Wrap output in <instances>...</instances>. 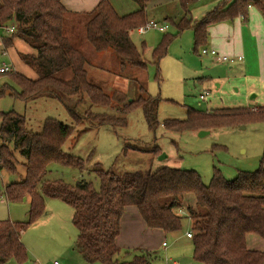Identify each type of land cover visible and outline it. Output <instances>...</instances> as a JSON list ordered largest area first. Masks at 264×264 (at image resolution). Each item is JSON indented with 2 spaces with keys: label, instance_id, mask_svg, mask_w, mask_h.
I'll return each mask as SVG.
<instances>
[{
  "label": "trees",
  "instance_id": "16d2710c",
  "mask_svg": "<svg viewBox=\"0 0 264 264\" xmlns=\"http://www.w3.org/2000/svg\"><path fill=\"white\" fill-rule=\"evenodd\" d=\"M137 9L119 14L111 0H100L79 23L85 28L86 42L98 53L113 52L124 73L134 69L146 76L148 64L136 46L130 32L147 21L148 0H133ZM197 0H180L184 16L176 23L178 32L191 27L195 47L205 46L209 27L215 23L246 16L251 4L264 15V0H224L199 20L189 15V6ZM62 0H0V29L14 26L9 35H3L6 46H12L19 37L32 48L21 54L36 73L30 78L19 71L10 72L18 89L4 86L0 96L8 89L10 95L25 102L50 96L64 101L76 96L77 103L84 95L92 104L119 106L120 114L98 113L91 109L81 114L74 106L66 108L74 120L68 125L57 118L47 117L41 131L27 127L26 116L16 110L1 111L0 123V175L2 171L17 173V150L26 158L25 174L18 181L1 186L0 197L9 202H30L29 220H0V264L11 258L23 262L28 258L22 233L44 210L46 198H59L73 208L72 221L78 230L76 248L85 261L102 264H157L154 257L143 250L132 259L120 260L121 250L117 238L126 209L135 206L150 229L165 234L182 231L184 219L191 221L194 258L203 264H264V251L252 248L251 234L264 237V154L260 166L254 171H240L229 180L215 168L209 183L194 169L164 166L155 171L137 169L127 175L105 170L97 163L93 169L96 185L83 175L73 182L62 178L47 179L52 163L86 170V160L65 151L64 144L73 135L76 126L87 119L91 124L126 125L123 113L142 106L148 127L154 133L162 125L167 130H211L224 125L246 121H264V105L256 109L248 106L216 107L199 110L188 107L183 119H158V98L148 93L139 81V94L129 99L122 89L106 90L90 77L92 61L77 43L75 34L67 32L69 18ZM69 22V23H68ZM170 37L154 48L158 62L167 53ZM106 69V68H105ZM5 73V72H4ZM156 140V138H155ZM154 140V141H155ZM139 150L158 156L161 148L124 145V152Z\"/></svg>",
  "mask_w": 264,
  "mask_h": 264
},
{
  "label": "rangeland",
  "instance_id": "374dc122",
  "mask_svg": "<svg viewBox=\"0 0 264 264\" xmlns=\"http://www.w3.org/2000/svg\"><path fill=\"white\" fill-rule=\"evenodd\" d=\"M111 3L119 14L131 13L137 8L133 0H111ZM151 19L165 22L162 18L147 16V20ZM79 22L76 19L73 25L68 24L67 32L69 35L75 34L77 42H74L92 61L89 67L91 79L108 91H126L129 99L139 94L138 82L141 81L148 93L158 98V119L161 123L168 118H185L188 107L205 110L220 106H245L242 103L244 86L238 77L241 74L237 71V61L229 63L201 53L206 46H200L195 51L194 33L192 37L191 31L179 33L170 22L165 31L154 28L147 29L144 33H139L137 29L131 31L133 42L142 51L148 64L145 76L134 69L120 72L119 60L113 52L94 51L86 42L85 28ZM165 37H170L171 41L167 45L166 55L157 62L153 51ZM29 50L32 48L19 37L15 38L12 46H6L0 37V67L8 65L11 71L17 69L26 76L35 78L37 73L21 59V54ZM233 64L234 68H230ZM4 86L19 88L10 72L0 73V88ZM10 92L8 89L0 96V112L16 110L24 114L27 127L37 132L42 130L43 121L47 117L73 125L75 122L66 105L76 104V109L81 114L88 109L98 113L120 114L119 106L92 104L87 95L78 103L76 96L64 97V101L43 96L25 102L11 96ZM204 92H208L206 99L202 97ZM123 116L127 119L126 125H94L86 118L83 119L63 149L85 159L86 170L81 173L77 168L52 163L46 178H62L73 182L83 175L85 179H92L98 185L99 180L93 173L98 163L101 168L112 170L118 175H127L137 169L155 171L164 166L194 169L200 173L205 183H209L215 168L220 169L225 178L232 180L240 171L257 169L263 158L264 121L224 125L205 134H201L200 130H167L160 125L154 133L148 127L142 106L123 113ZM125 144L140 147L157 144L161 153L153 156L133 149L125 153ZM15 153L19 159L18 171L14 174L2 171V188L7 183L20 180L25 174L26 158L17 150ZM29 210V200L9 202L5 195L0 197V220L28 221ZM73 211L62 199L46 198L43 212L22 234V241L28 252L27 260L19 262L11 258L3 264H54L55 261L58 264H102L85 261L75 247L78 230L72 221ZM188 230H192L191 221L184 219L182 231L165 234L163 241L167 242L166 247L161 244L162 238L152 236L151 244L145 251L154 257L157 264H203L194 258L192 239L185 235ZM248 241L252 248L264 251V237L251 234ZM141 252V249L122 248L118 258L132 259Z\"/></svg>",
  "mask_w": 264,
  "mask_h": 264
},
{
  "label": "crops",
  "instance_id": "0c3cea01",
  "mask_svg": "<svg viewBox=\"0 0 264 264\" xmlns=\"http://www.w3.org/2000/svg\"><path fill=\"white\" fill-rule=\"evenodd\" d=\"M62 1L68 9L69 17L72 20H80L93 10L100 0ZM223 2L224 0H197L189 6V15L193 19L199 20ZM146 13H148V17H159L170 22L177 29L175 22L184 16L185 9L180 0H148ZM183 31H191L193 37L194 31L191 27ZM2 36L3 34L0 35L1 38ZM205 46L215 48L221 54L242 55L243 58L237 60V71L241 74L238 77L243 81L244 86L242 103L245 106H251L252 109L264 105V15L260 9L255 4H251L246 16L239 15L232 20L211 25ZM32 51L29 50L26 53ZM234 66L233 64L230 68H234ZM252 93L254 95L251 96ZM207 95L204 97L205 99ZM187 232L185 235L189 237ZM152 236L162 238V246L168 245L166 241H163L165 233L162 230L148 228L137 208L135 206L128 207L123 215L121 232L117 238L120 248L148 250Z\"/></svg>",
  "mask_w": 264,
  "mask_h": 264
},
{
  "label": "built area",
  "instance_id": "2783aa9c",
  "mask_svg": "<svg viewBox=\"0 0 264 264\" xmlns=\"http://www.w3.org/2000/svg\"><path fill=\"white\" fill-rule=\"evenodd\" d=\"M168 27H169V23L166 21L164 23H160L159 21H157L155 19H151V20H147L145 24L137 27L136 29L138 30L139 33H144L145 30H147V29L154 28V29H158L160 31H165L168 29ZM13 30H14V26H9V27L0 29V33L1 34L4 33L3 35H9ZM201 53L210 54V55L214 56L217 60L225 61V62H229V63H234L237 60H240L243 58L242 55L228 56L226 54H221L217 49L209 48V47H203ZM7 71H11L10 66L5 65L3 67H0V73H4ZM207 94H208V92H204L202 94V97H205ZM0 177H1V175H0ZM187 235L189 237H191L192 233L187 232ZM164 244H166V242H164ZM54 264H58V262L55 261Z\"/></svg>",
  "mask_w": 264,
  "mask_h": 264
},
{
  "label": "water",
  "instance_id": "95a60500",
  "mask_svg": "<svg viewBox=\"0 0 264 264\" xmlns=\"http://www.w3.org/2000/svg\"><path fill=\"white\" fill-rule=\"evenodd\" d=\"M209 132V130H201L200 131V133L201 134H205V133H208ZM23 200H27V198L26 197H24V199Z\"/></svg>",
  "mask_w": 264,
  "mask_h": 264
}]
</instances>
